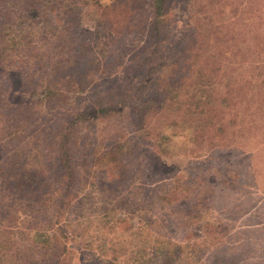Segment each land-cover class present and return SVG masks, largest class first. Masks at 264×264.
<instances>
[{
    "label": "trees",
    "instance_id": "trees-1",
    "mask_svg": "<svg viewBox=\"0 0 264 264\" xmlns=\"http://www.w3.org/2000/svg\"><path fill=\"white\" fill-rule=\"evenodd\" d=\"M220 4L0 0V188L15 222L1 231L0 264H74L63 222L94 196L98 236L82 250L101 264H264L262 199L234 209L235 228L216 213L209 170L188 160L231 143L230 110L245 99L212 64L231 53L219 44ZM86 7L100 13L93 31ZM253 23L263 30L264 0H252ZM258 67L250 82L264 85ZM20 92L29 98L14 101ZM144 146L158 156L152 171ZM217 164L215 174L236 166Z\"/></svg>",
    "mask_w": 264,
    "mask_h": 264
},
{
    "label": "rangeland",
    "instance_id": "rangeland-1",
    "mask_svg": "<svg viewBox=\"0 0 264 264\" xmlns=\"http://www.w3.org/2000/svg\"><path fill=\"white\" fill-rule=\"evenodd\" d=\"M102 2L111 4L112 0H102ZM216 2H221L219 7L222 13L217 16V19L224 26L220 31L219 44L224 45L226 43L231 46V53L220 54L219 57H215L216 62L214 61L212 64L214 67H220L225 72H228L227 81H223L224 85H229L227 91L232 92L237 88L235 91L236 95L238 92L241 94L245 93L243 96L245 99L233 111L230 110L232 114L229 118H232V127L227 130L226 136L231 143L227 142L226 148L224 147L223 150L214 154L203 152L201 156H199L200 154L194 155L189 157L188 160L192 167L194 166L193 170L200 169L205 173L209 170L211 185L217 191V198L220 202L216 213L220 217L223 216L222 218L227 219L228 224L237 228L240 226L241 221H239L238 215H232L234 209L239 210L241 206L245 205L247 199H250V202L252 200L255 201L256 205L262 199L261 204L264 205V195L262 193L264 191V85L250 82L252 81V76L263 74L262 67L258 66L264 61V49L259 52L257 48L258 43H264V28L259 30L254 27V23L252 24V0H216ZM82 11L83 26L93 31L99 19V11L91 7H86ZM262 12L263 10L260 9L257 12V16L259 17ZM186 21L181 20V23ZM258 39L260 40L258 41ZM205 49L207 54H209L212 47L207 46ZM224 85L219 86L222 92L226 91V86ZM215 87L218 88V84ZM28 98L27 94L20 92L16 93L14 101H26ZM142 150L147 155L145 171H148V169L152 171L153 168H157L158 156L154 154L153 148L144 146ZM195 151L196 149L193 152ZM215 154L217 159L215 160L214 158V162H204L207 157L211 159ZM220 158L229 167L231 166L230 163L233 162L236 166L231 169V172L227 170L222 173L216 172L215 174V166H220L217 164ZM181 164L182 167L187 165V163ZM222 169H226V167L223 166ZM177 170L178 166L174 164L171 168L164 169L163 174L172 176ZM236 174L238 176L237 180L234 178ZM0 190L7 199L0 204V222L2 224L0 225L1 250L4 244V236L1 231L5 230L7 232L11 230L15 222H12L11 215L8 214L10 200L7 198L6 191L2 188ZM254 191L260 195L259 199L253 195ZM140 194L137 192L135 198L139 199ZM94 197L90 198V202H94V208L88 209L90 202L88 205L80 202L82 207L79 206L77 210L69 211L66 214V221L63 222V225L64 223L66 224L64 229L71 232L72 246L75 249L74 264H101L97 259H90L87 256V252L82 250L84 248V240L85 242H90L92 237L97 238L95 236H98L96 233L98 219L95 216L101 207L97 204L98 200L93 199ZM252 197L255 200L251 199ZM88 200L89 198H86V201ZM0 201H2L1 196ZM105 206H108L107 202H105ZM218 211L221 213H218ZM57 234H59L58 230ZM59 238L63 241L61 232ZM18 247L24 249L27 246L23 242ZM245 258L243 255L241 257L242 261Z\"/></svg>",
    "mask_w": 264,
    "mask_h": 264
}]
</instances>
